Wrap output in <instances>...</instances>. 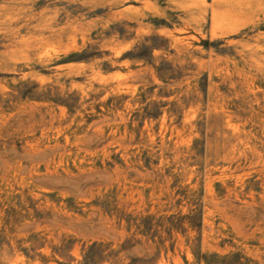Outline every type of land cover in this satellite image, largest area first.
<instances>
[{
    "label": "rangeland",
    "instance_id": "obj_1",
    "mask_svg": "<svg viewBox=\"0 0 264 264\" xmlns=\"http://www.w3.org/2000/svg\"><path fill=\"white\" fill-rule=\"evenodd\" d=\"M0 264H264V0H0Z\"/></svg>",
    "mask_w": 264,
    "mask_h": 264
}]
</instances>
